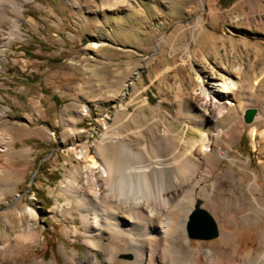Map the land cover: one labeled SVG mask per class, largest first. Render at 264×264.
Wrapping results in <instances>:
<instances>
[{"label": "rangeland", "instance_id": "obj_1", "mask_svg": "<svg viewBox=\"0 0 264 264\" xmlns=\"http://www.w3.org/2000/svg\"><path fill=\"white\" fill-rule=\"evenodd\" d=\"M21 27L22 36L10 43L5 27L6 38H0V110L6 111V121L0 118V235L13 244L31 225L42 239L31 238L29 247L0 254V264L55 259L77 264L68 262L66 251L80 257L90 251L100 258L104 244L113 240L109 234L93 238L102 241L99 250L88 238L95 233L77 234L72 241L65 235L74 222L66 224L58 211L69 199L63 182L81 183L97 174L91 160L99 153L131 162L121 148L143 147L152 126L171 129L170 143L157 150L165 156L174 147H191L190 140L205 132L227 130L228 113L201 122L200 80L233 76L242 91L248 77L264 68V0H28ZM252 63L257 68L249 72ZM240 91L223 103L226 109L234 98L244 103L242 115L254 104ZM106 133L116 134V146L103 140ZM234 148L242 158L251 157V168L264 184V154L254 149L249 129ZM197 159L214 162L202 154ZM227 163L224 158L220 170ZM208 174L202 172L210 189L221 175ZM31 209L33 215L27 213ZM77 213L72 209L83 232ZM137 220L129 235L132 249L148 238ZM259 234L251 224L242 226L227 250L241 256L256 252ZM190 239L206 250L224 245L220 235ZM188 262L193 263L191 256L178 253L161 264Z\"/></svg>", "mask_w": 264, "mask_h": 264}, {"label": "bare ground", "instance_id": "obj_2", "mask_svg": "<svg viewBox=\"0 0 264 264\" xmlns=\"http://www.w3.org/2000/svg\"><path fill=\"white\" fill-rule=\"evenodd\" d=\"M26 1L0 0V38H6L1 30L7 28L11 35L6 38L8 43L16 36H22L21 20ZM255 68V63L250 64L249 72ZM247 81L248 85L240 91L241 84L233 76L219 79L212 75L200 80L201 94L197 101L202 112L201 122L205 125L210 120L218 121L228 113L232 118L227 130L219 128L205 132L199 139L190 140L191 147H174L172 154L165 156L157 150L170 143L171 129L160 131L159 127L152 126L150 141L143 147L127 144L121 148L129 154L131 162L124 161L118 154L110 158L99 153V159L93 156L91 160V167L98 169L97 174L86 177L81 183L78 180L76 184L72 180L63 182L62 191L69 199L58 211L66 224L74 222L67 224L65 229L69 240L77 234L86 237V233L92 232L95 235L88 237L91 248L99 250L102 241L97 242L93 239L95 236L107 233L113 237L104 246L101 244L104 251L99 253L100 258L90 251H86L84 257L77 251L72 254L66 251L68 262L161 264L169 255L175 257L184 253L191 256L194 264H264V184L251 168V157L242 158L239 150L234 148L242 133L249 129L254 149L264 154V68ZM237 91L258 111L251 123L241 121L243 114L239 109L244 103L236 104L234 98L231 106L227 109L224 106L223 99ZM233 106L234 110L229 113ZM5 115L6 111L0 110L4 122ZM103 140L116 146V134L106 133ZM199 154L214 158V162H199ZM224 158L228 163L220 170ZM203 171L221 175L210 189L204 183ZM226 182L229 184L225 185ZM197 207L208 209L214 218L224 244L219 251L192 245L188 222ZM72 209L78 212L83 232L75 224L77 218L72 215ZM27 213L33 215L35 212L31 209ZM137 219L142 221L148 238L145 237L137 249H132L129 235ZM250 224L260 232L261 249L245 252L242 256L239 251L229 252L227 247L236 239L240 228ZM34 232L29 225L13 244L12 240L8 242L0 235V254L11 255L29 247L31 238L40 241L41 235ZM7 246L12 248L8 252ZM203 255L208 261H204ZM36 263L57 264V261L38 260Z\"/></svg>", "mask_w": 264, "mask_h": 264}, {"label": "water", "instance_id": "obj_3", "mask_svg": "<svg viewBox=\"0 0 264 264\" xmlns=\"http://www.w3.org/2000/svg\"><path fill=\"white\" fill-rule=\"evenodd\" d=\"M258 111L247 107L243 112L245 123H251ZM188 234L193 239L210 240L219 236V230L212 215L205 209L197 207L188 224Z\"/></svg>", "mask_w": 264, "mask_h": 264}]
</instances>
